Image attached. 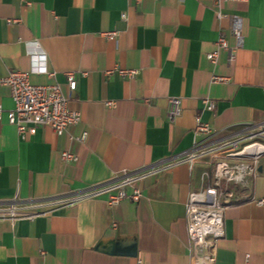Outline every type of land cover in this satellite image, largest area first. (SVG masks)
Returning a JSON list of instances; mask_svg holds the SVG:
<instances>
[{"label": "crops", "instance_id": "0c3cea01", "mask_svg": "<svg viewBox=\"0 0 264 264\" xmlns=\"http://www.w3.org/2000/svg\"><path fill=\"white\" fill-rule=\"evenodd\" d=\"M217 12L206 0H0V79L28 74L31 85H57L68 97L72 74L68 110L81 117L61 137L40 127L21 139L7 121L10 91L0 87V264H192L185 207L211 170L207 158L136 182L137 203L61 201L188 151L196 117L218 137L264 124V0L225 4L222 20ZM220 33L233 57L221 52L212 66ZM171 99L181 101L173 121ZM62 153L77 161L64 163ZM229 190L212 264H264V209L254 203L264 199V157L255 178ZM19 208L42 211L17 216Z\"/></svg>", "mask_w": 264, "mask_h": 264}, {"label": "built area", "instance_id": "2783aa9c", "mask_svg": "<svg viewBox=\"0 0 264 264\" xmlns=\"http://www.w3.org/2000/svg\"><path fill=\"white\" fill-rule=\"evenodd\" d=\"M206 1L217 9L216 19L222 20L225 17L220 12L223 5L245 4L249 0ZM102 36L108 41H113L116 35L105 33ZM232 36L237 45H240L242 38L239 20L233 21ZM214 46L213 52L207 56V61L212 66L217 64L221 52L229 53V60H232L233 50L229 49L221 33ZM38 57L45 58L41 54ZM117 72L119 76L128 80L134 79L139 74L136 71ZM44 74L51 79L54 77L46 71ZM66 79L68 97L63 95L57 85H31L28 74L10 72L6 78L0 79V87L9 89L13 103V109L7 114L8 124L15 127L21 139L33 136L40 127H48L57 137H61L67 128L80 123V115L68 110V102L71 94L76 90V82L72 74H67ZM212 82L222 84L226 83L227 79L213 77ZM168 104L167 117L169 121H173L180 115L181 101L171 99ZM202 106L204 111L209 113L215 109L214 102L210 100H203ZM107 107H113V104L107 103ZM192 133L194 136L192 147L172 158L168 163H159L138 171L117 174L106 185L75 193L72 197L62 200V205L73 206L102 195H106V204L109 207L117 206L125 200L137 203L141 193L134 188L136 182L156 175L173 164L186 162L192 166L198 160L207 158L211 170L201 173L200 186L189 195L185 207V224L192 264H212L217 243L224 236L222 213L228 198H231L229 187L240 186L245 180L255 178L258 161L264 157V124L245 125L218 137L206 123L196 117ZM84 139L83 136L78 141L83 142ZM61 160L64 163H75L77 158L68 153H62ZM126 189H131V193L127 194ZM254 203L264 209V199Z\"/></svg>", "mask_w": 264, "mask_h": 264}, {"label": "rangeland", "instance_id": "374dc122", "mask_svg": "<svg viewBox=\"0 0 264 264\" xmlns=\"http://www.w3.org/2000/svg\"><path fill=\"white\" fill-rule=\"evenodd\" d=\"M21 207V206H20ZM23 207V206H22ZM42 210L40 209H25V208H19L16 210V212H14L17 216H23V215H27V214H34V213H38L41 212Z\"/></svg>", "mask_w": 264, "mask_h": 264}]
</instances>
